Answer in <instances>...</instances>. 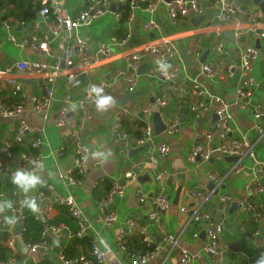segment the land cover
<instances>
[{"label": "crops", "instance_id": "obj_1", "mask_svg": "<svg viewBox=\"0 0 264 264\" xmlns=\"http://www.w3.org/2000/svg\"><path fill=\"white\" fill-rule=\"evenodd\" d=\"M44 1L46 0H42L43 4ZM55 1L74 17L86 8L84 0ZM233 1L245 6L255 4L254 0ZM215 14L214 5L207 3L203 20L198 24L193 22L196 17L179 19L173 23L165 5H160L155 13H150L144 6L139 5L130 11L125 37L121 36L120 32L123 16L118 19L113 12L90 26L81 27L78 30L79 39L86 42L89 54H96L99 44L103 42L110 46L111 54L102 57L95 65L69 68L73 71V76L59 75L53 86L54 96L51 105L46 112H39L33 100L44 94L42 77L17 70V75L12 79L20 81L23 85L25 97L18 96L21 99L19 103H23V110L16 116H4L0 112V146L5 141L14 139L22 120L28 123L30 129L25 133L23 141L13 146L22 147V151L18 153L12 151L13 157H3L5 165L0 175V191L5 195L17 191L18 196L24 199V195L11 183L10 176L26 161L25 159L36 155L37 150L33 147V141L40 137L43 140L42 151L47 169L43 184L35 189L31 196L35 199L37 191L49 185L55 187L58 196L66 197L72 194L90 222L89 234L106 250L107 264H132L129 252L121 244L122 241H127V237L129 239L132 235L141 233L144 228L157 249V254L146 264H178L184 249L192 255V264H239L243 257L250 254L252 248L264 244V221H261L255 212H244L240 209L241 201H250L263 214L260 208L264 207V193L250 196L249 190L257 186L256 179L260 177V183L264 187V140L260 137L254 118L255 106H264V61L257 60L254 63L258 87L250 104L244 108L238 106L236 91L241 83L239 67L243 52L242 43L247 42L250 37L256 39V34L249 30L244 37L246 41L237 42L233 34L231 36L224 34L233 32V27L236 26L219 25L217 21H211ZM152 19L157 22L158 28H147V23ZM53 21L52 15L43 17L39 12L33 23L0 18V68L22 60L38 61L50 67L58 62L62 65L66 45L64 31L58 36L53 35L51 29ZM6 23L11 25L10 30L7 29ZM220 31L222 33L219 35ZM127 34L130 35L129 38L126 37ZM33 35H37L40 40L47 39L49 51L35 50L22 44ZM120 36L121 38H118ZM164 41H171L178 51L175 58L168 63V66L179 69L176 81L173 83L165 77L155 76L154 72L159 66L156 61L160 59L157 54L148 53L140 60L139 85L134 93L127 92L125 78L132 74L129 55ZM220 42L224 43L223 52L216 50ZM79 52L73 51L72 56L75 60L79 58ZM203 63L214 64L220 72H226L227 67L233 65L235 75L226 79H211L201 73ZM192 80H198L208 94L221 96L229 104L233 119L232 129L226 139L209 142L206 138L205 133L212 129L216 121L215 114L200 111V117H194L196 113L192 111V107L199 101H206L205 97L193 96L188 91L181 96L173 87L174 84H179L185 89L189 88ZM77 81L79 83H76ZM100 82L107 83L104 92L115 98L116 106L101 113L96 110L94 104H89L87 110L91 112L92 119L84 123L82 107L71 106L67 122L64 126H58L55 119L66 94L72 93L76 98L85 100L90 84ZM11 89L9 82H3L0 100L8 102L15 96ZM131 94L136 96L133 99H124ZM173 94H176V97H173ZM162 95L167 96L168 105L161 108L156 106L154 101L156 96ZM121 99L123 105H118L117 102ZM121 107L128 110L124 117L125 122L123 119V129L130 136H137L136 131L142 130L138 125L142 121L151 122L155 133L156 117L165 125L170 118H177L179 129L172 134L163 131L147 145L136 146L130 143L125 147L124 141L112 134L115 112ZM262 124L264 126V120ZM243 138L251 143L252 154L243 157L241 164L238 165L239 171L232 170L237 160L231 159L221 150H217L208 161L199 160L191 163L188 159L190 149L197 143L219 147L231 139ZM78 139L95 148L107 149L111 158L104 162L102 167L94 168L83 176L82 183L69 191L62 176H65L66 171L73 165L75 143ZM162 142L170 145V153L159 160L160 168L169 173V177L161 183L156 179L155 171L147 159L150 155H158L157 145ZM138 161L144 165L139 170L137 178H126L125 173ZM210 174L217 175L220 184L210 180ZM118 177L125 185V196L112 205V209L118 213V220L107 224L99 209L95 188L105 178L115 181ZM203 183L207 184L206 198L200 207L194 202L191 191ZM210 183H213L212 187ZM140 189L147 195L144 202L139 200ZM160 193L166 194L171 205L167 209L159 210L158 220H151L150 214L156 210L153 198ZM220 194H229L233 202L230 204L219 202ZM7 198L8 196L3 199ZM184 207L187 210H184ZM196 211L208 212L212 220L224 224L225 229L219 239L220 255L215 256L205 250L209 237L203 223H198L192 218L191 213ZM57 213L58 209L53 213V217ZM128 220L134 222V229ZM255 225L257 228L251 234ZM7 227L15 235L19 233L17 224ZM168 235H173L175 240H168ZM101 239L106 242L107 248L99 243ZM16 240L20 246L19 264H64L61 255L63 246L68 241L65 233L50 235L52 245L49 250L31 251L21 236Z\"/></svg>", "mask_w": 264, "mask_h": 264}, {"label": "built area", "instance_id": "obj_2", "mask_svg": "<svg viewBox=\"0 0 264 264\" xmlns=\"http://www.w3.org/2000/svg\"><path fill=\"white\" fill-rule=\"evenodd\" d=\"M86 3V8L81 11L79 15L74 17L70 12L64 9L60 3L55 0H46L44 1V7L40 10V15L43 17L49 16L51 13L56 15V19L51 25L52 34L60 35L64 31L65 37V54L67 52L68 46L72 48L79 47L80 52L79 58L75 60L73 58V53L71 56L63 57L64 65L60 62L56 63L52 67L45 63H40L38 61L22 60L17 61L7 67L0 68V88L3 82L7 81L12 87L11 91L13 95H18L22 98L25 97V92L23 91V85L20 81L13 80V76H16L17 70L24 72L35 73L42 77L43 79V91L44 94L42 97H35L33 100L36 103V109L39 112H46L51 105V101L54 96V83L59 75H69L73 76V69L76 67H89L98 63L102 57L108 56L111 54V48L106 43H101L98 46V52L96 54H89L87 51L86 42L82 39H79L78 30L84 26H90L100 18L111 13V5L116 6V11L113 12L118 19L124 15L125 6L128 4V0H84ZM138 1L139 5L144 6V8L150 13H155L160 5H165L168 11L171 22L176 23L179 19L183 18H197L202 17L205 13V5L207 3H212L216 8V14L214 19L211 21H217L219 25L231 24L235 25L233 31V36L237 42H242L241 39L249 30H253L256 34V39L252 37L249 38L247 42H243V52L241 54V63H240V74H241V83L237 87V100L236 104L240 107H246L250 104L252 97L256 88L258 87V80L254 75V63L257 60L264 61V13L260 10L258 6L252 4L251 6H245L240 3H235L233 0H130L131 10L135 7V3ZM142 3H145L143 5ZM120 6H123V9H119ZM130 10V11H131ZM130 16V13H129ZM128 16V18H130ZM7 29H11L9 23L5 24ZM148 29L158 28V24L155 20H150L147 23ZM66 30H68L69 35H66ZM222 31L218 32L220 35ZM129 34L127 38H129ZM257 41H259V46H257ZM125 42V40L123 41ZM22 44L24 46H29L35 50L49 51V43L47 39L40 40L37 35H33L29 39H25ZM224 43L220 42L217 45L216 50L218 52L224 51ZM177 48L171 41H164L161 43H156L150 45L141 51H134L129 55L130 61V70L132 74L125 78L126 90L129 93H134L137 86L139 85L138 78V69L140 65V60L146 56V54H157L160 61L168 66V63L171 62L176 54ZM62 61V62H63ZM201 73L210 77L211 79H226L227 77H233L235 75V66L229 65L226 69V72H220L214 64L203 63L201 65ZM155 76H162L173 83L176 81L179 75V69L175 67L168 66L166 70H161L160 66L157 67L154 72ZM92 85L101 86L104 90L107 87L106 82L92 83ZM175 85V84H174ZM175 91H177L181 96L186 94V91L190 92L193 96L205 97L207 100H202L196 103L192 107V111L196 113V118L200 117L199 112L203 111L206 113H213L217 115V119L210 131H207L206 138L209 142L215 141L216 139H226L228 133L232 129V119L233 116L230 111L229 104L227 101L218 95H210L207 90L200 85L198 80H192V83L189 88H186L183 85L176 84ZM155 105L158 107H166L168 105V98L166 95L156 96ZM94 104L92 99L87 96V98L81 99L76 98L72 93L66 94L63 105L59 111L58 116L55 119V122L58 126H64L67 122L70 114L71 106H79L83 109V123L87 120L92 119V114L87 110V106ZM116 106V103L115 105ZM23 110V103H18L15 105L9 106L7 103L0 101V112L4 116H16L21 113ZM148 110H145V112ZM128 113V110L124 107L119 108L115 112V123L113 126L112 134L114 137L119 138L124 141L126 144L125 147L129 146L130 143L136 146H144L148 143H151L154 138L157 136L154 133L153 125L151 122H146L141 130V135L139 136H130L123 129V119ZM254 118L256 121V127L260 133V137L264 140V106L257 105L254 109ZM29 125L25 120H22L18 128V132L14 139H9L5 141L0 146V175L4 170V161L3 157H13L12 147L15 143H21L23 141L25 133L29 130ZM179 129V123L177 118H170L167 122L165 131L172 134ZM198 136H203L198 134ZM43 140L40 137H37L33 141V147L37 150L36 155L33 158L44 157L42 151ZM252 145L246 139H231L226 143H223L221 146H212L203 145L200 143L195 144L189 152L188 159L191 163H196L199 160L208 161L213 157V154L217 150H221L223 153L229 156L237 157L236 166L233 167V171H239L242 159L247 154H252ZM64 149V147L62 148ZM98 149L89 144L82 142L78 139L75 143L74 150V162L73 165L66 171L65 176H62L63 182L69 191L74 186H78L82 183V177L86 176L92 169L100 168L103 166L104 162L99 160H91L86 158L87 151ZM158 155H150L147 159L148 164L155 171L156 179L161 183L164 179L169 177L168 171L160 168L159 160L164 158L170 153V145L167 142H162L157 145ZM62 153V152H61ZM31 158L25 159L26 161L20 167H27L28 160ZM143 162H135L132 168L125 173V177L128 179H136L139 170L143 167ZM261 178V177H260ZM260 178L256 179L257 186L249 190L250 196H256L264 193V187L260 183ZM209 179L215 183H219L218 177L215 174H210ZM207 184H199L191 191L194 202L202 207V204L205 200V191ZM215 191V190H214ZM213 191V192H214ZM140 197L139 200L144 202L147 199L146 193L139 190ZM12 195L16 197L14 202V208L9 211L8 214H14L17 217V225L19 233L15 235L14 232H10L7 224L4 223L3 218L0 217V230L6 229L10 232V236L2 240V243L10 248L14 253H19L20 246L17 242V237L21 236L23 230H25L24 219L26 217L27 208L21 206L20 201L22 198L18 196L17 191H13ZM7 195L4 192L0 191V199L6 198ZM125 196V185L120 182L119 177L115 179L114 185L110 190L107 197L98 201V206L104 216V221L107 224H111L118 220V213L112 209V205L118 200L122 199ZM35 200L37 201L40 212L34 214V217L37 221L43 224L42 231V240L27 245L28 249L31 251L37 250H49L52 243L50 240V235H60L65 233L69 238L72 233L69 232V226L65 223L55 224L51 220L54 218L53 213L57 210L56 204L60 203L69 207L72 217L77 222L78 230L76 235L82 237L85 234H89V229H91L90 222L83 213L81 207L76 201V198L70 194L66 197L58 196L55 193V187L52 185L48 186V191L38 190L35 194ZM218 200L221 203L230 204L233 202L232 197L229 194H220ZM153 203L156 208L150 214L151 220L159 219V210L167 209L171 205V201L167 198L165 193H160L153 198ZM240 209L244 212L250 211L255 212L257 217L264 221V215L257 209L256 205L250 201H241ZM187 210L186 207L183 208ZM192 218L198 222L203 223L205 231L209 237V242L205 248L207 252L212 253L213 255H220L221 250L219 248V239L221 233L224 231L225 226L222 222L214 221L210 218V214L207 212L196 211L191 213ZM130 226L134 229V222L128 220ZM141 233L144 236V242L151 244V238L148 234V231L144 228L141 230ZM167 238V237H166ZM168 240L174 241L175 237L173 235H168ZM121 246L127 249L125 241H122ZM157 254V249L152 251H147L146 253H141L139 251L129 252L132 264H146L148 260L154 257ZM61 258L63 259L64 264H107L106 261V250L101 248L94 240L92 243V248L89 254L81 251V254L76 258L68 259L62 253ZM193 257L188 250H182L178 264H192ZM20 262L15 258H10L6 261H0V264H19Z\"/></svg>", "mask_w": 264, "mask_h": 264}, {"label": "trees", "instance_id": "obj_3", "mask_svg": "<svg viewBox=\"0 0 264 264\" xmlns=\"http://www.w3.org/2000/svg\"><path fill=\"white\" fill-rule=\"evenodd\" d=\"M128 4L125 6L124 15L121 19V36H124L126 33V23L128 21V16L131 10L130 0L127 2ZM145 5V3H142ZM42 0H0V18L3 20H10L11 18L14 20H23L25 23H33L37 18L38 12L44 7ZM36 10V11H35ZM52 15V18L55 20L56 15ZM12 24V23H11ZM126 29V30H125ZM128 33V32H127ZM128 35V34H127ZM118 37V38H121ZM125 37V36H124ZM127 37V36H126ZM243 38L241 41L245 40ZM222 38V37H221ZM220 39V38H218ZM221 40V39H220ZM246 41V40H245ZM245 43V42H244ZM175 88V85L173 86ZM173 97H176V94H173ZM20 97L18 95L12 96L11 99L7 102L6 100H0L1 102L7 103L9 106L18 104L20 102ZM196 117V114L194 115ZM125 122V119H124ZM141 128L145 125V122L138 123ZM135 135H141V131H136ZM12 151L14 153H18L22 151V147H12ZM114 185V180L105 178L100 185H97L95 188V197L98 200H102L107 197L110 190ZM43 190L48 191V187H44ZM8 198L15 202L16 197L12 195V193L7 194ZM58 209L57 215L51 220L52 223L61 224L65 223L69 226V232L72 235L68 238V241L63 246V254L66 258H76L83 251L86 254H89L92 248L93 238L90 234H85L82 237H78L76 232L78 230V225L74 217H72L69 207L60 203L56 204ZM264 214V207L260 208ZM25 230L21 233L22 241L28 245L30 243L38 242L42 240V231L43 224L37 221L34 217V214L27 210L26 217L24 219ZM257 226L255 225L251 231H255ZM10 236V232L6 229L0 230V261H6L10 258H15L18 261L21 260L20 253H14L10 248L5 246L2 243V240L7 239ZM125 245L127 246L128 252H136L139 251L141 253H146L147 251H152L156 249V245L151 243L147 244L144 242V236L141 233H137L132 235L129 239L127 237V241H125ZM250 254L247 257H243L239 264H255V261L260 257L262 253H264V244L257 246L256 248H252Z\"/></svg>", "mask_w": 264, "mask_h": 264}, {"label": "clouds", "instance_id": "obj_4", "mask_svg": "<svg viewBox=\"0 0 264 264\" xmlns=\"http://www.w3.org/2000/svg\"><path fill=\"white\" fill-rule=\"evenodd\" d=\"M156 63L160 66L161 70H166L168 67L160 60H157ZM76 83L79 82L77 81ZM88 95L92 99L96 110L101 113L109 111L116 103L115 98L106 94L104 89L98 85H92L89 88ZM86 151V158L91 160H99L106 163L111 158L110 152L102 147ZM46 169V158H31L28 160L27 167H17L10 176L11 183L24 195V199L20 201L21 206L27 208L33 214H38L40 208L37 201L31 196V193L43 184ZM13 208L14 202L11 199H0V217L9 226L17 223V217L14 214H8ZM99 243L107 248L104 240L101 239ZM255 264H264V253L255 261Z\"/></svg>", "mask_w": 264, "mask_h": 264}, {"label": "water", "instance_id": "obj_5", "mask_svg": "<svg viewBox=\"0 0 264 264\" xmlns=\"http://www.w3.org/2000/svg\"><path fill=\"white\" fill-rule=\"evenodd\" d=\"M255 5L258 6L260 8V10L264 13V0H254ZM136 6H139L138 1L135 3ZM119 9H123V6H120ZM111 11L115 12L116 11V6L114 4L111 5ZM203 20V17H199L196 19H193V22L195 24H198L199 22H201ZM66 35H69L68 30H66ZM225 35L231 36L233 34V32H224ZM259 41L257 42V46H259ZM73 51L75 52H79V47H75L74 49L71 46H68L67 52L64 55V58L68 56H71V54L73 53ZM64 64V61H63ZM136 96V94H131L128 95L127 97H124V99H133ZM118 105H123V99H121L119 102H117ZM215 119H217V115H214ZM166 125L161 121L160 118L156 117L155 120V133L160 134L163 131H165ZM231 159L233 160H237L238 158L235 156H230ZM210 186H213V183H210Z\"/></svg>", "mask_w": 264, "mask_h": 264}]
</instances>
